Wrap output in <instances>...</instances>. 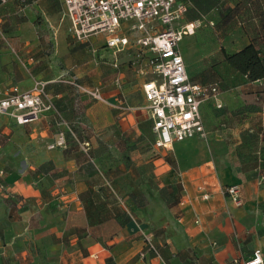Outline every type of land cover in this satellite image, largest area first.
<instances>
[{
	"label": "crops",
	"instance_id": "obj_1",
	"mask_svg": "<svg viewBox=\"0 0 264 264\" xmlns=\"http://www.w3.org/2000/svg\"><path fill=\"white\" fill-rule=\"evenodd\" d=\"M16 2H0V99L11 86L24 91L43 81L61 118L50 111L19 125L0 115V264H185L188 257L196 264H235L256 249L264 258V193L220 167L210 149L196 160L195 143L206 140L174 144L178 170L159 152L166 149L155 148L158 156L150 159L133 146L132 132L140 126L146 132L151 120L127 101L128 109H119L116 89L103 91L99 112L73 82L61 1ZM16 15L33 23L5 28ZM38 17L45 23L37 24ZM212 107H202L204 124L203 110ZM61 132L65 147L50 149ZM122 161L140 167L139 182L131 168L123 177L112 173ZM175 182L182 186L178 200L166 204L159 191ZM230 185L241 187L240 207L224 194ZM137 190L152 194L144 206L136 202ZM144 236L158 255L147 250Z\"/></svg>",
	"mask_w": 264,
	"mask_h": 264
},
{
	"label": "rangeland",
	"instance_id": "obj_2",
	"mask_svg": "<svg viewBox=\"0 0 264 264\" xmlns=\"http://www.w3.org/2000/svg\"><path fill=\"white\" fill-rule=\"evenodd\" d=\"M16 1L14 0V4ZM32 1L34 0H26V3ZM187 1L189 7L184 22L196 21L194 34L185 36L180 43L188 74L191 78L217 84L223 104L221 109L214 106L210 110H203L208 139L195 143L196 160L203 158L210 149L213 159L220 167H231L239 180L264 193V180H261L264 175V79L250 82L232 68L224 56V52L233 54L249 44H254L264 60V0ZM58 11L57 9L54 13V20H58ZM35 22L39 25L45 23L40 17ZM31 23L33 22L30 18L16 15L14 18L10 17V21H6L3 26H29ZM60 29L67 36L72 62L70 66H73L70 73L74 83L91 90L98 89L101 94L108 89H116L118 96L127 101L129 106L144 108L146 103L141 91L142 78L127 64L131 59L130 51L114 54L103 46L105 34L77 40L69 34L67 21L61 22ZM24 33L26 38L31 36L28 29ZM65 85L69 89L75 88L69 83ZM82 93L89 96L96 103L97 110L102 112L104 104L89 94ZM141 111L145 112L144 109ZM145 123L146 132L140 126L132 132V142L133 146L140 151L145 150L150 159H153L158 156V151L153 146L152 124L149 120ZM120 141L122 143L124 139ZM98 150L103 151L104 147L100 146ZM120 150L118 149V156L126 158V153ZM159 152L164 154L165 162L171 170H178L174 149ZM120 164L116 165L112 173L123 177L124 169L128 171L131 168L128 165L133 162L122 161ZM131 170L137 178L144 174L135 165ZM178 188L179 183L175 182L174 187L160 189V199L166 204H175L178 200ZM134 194L136 202L143 206L152 198L151 193H142L139 190ZM262 203L261 213L264 218V199ZM192 260L193 257H188L184 263Z\"/></svg>",
	"mask_w": 264,
	"mask_h": 264
},
{
	"label": "built area",
	"instance_id": "obj_3",
	"mask_svg": "<svg viewBox=\"0 0 264 264\" xmlns=\"http://www.w3.org/2000/svg\"><path fill=\"white\" fill-rule=\"evenodd\" d=\"M60 1V21H67L68 32L73 38L86 40L105 34L104 46L114 54L130 51L131 59L127 64L142 78L141 90L146 103L143 109L152 122L154 148L171 149L175 143L186 140L208 139L202 107L213 103L215 108L221 109L223 104L217 84L191 78L188 74L180 43L185 36L194 34L196 21L184 22L189 7L187 0ZM80 88L94 99L105 101L98 89ZM117 106L128 109L122 98ZM50 111L61 118L47 83L39 80L24 91L11 86L0 99V115L19 125L37 121ZM65 144L61 132L50 149L65 147ZM84 150H89L88 144ZM224 194L237 207L242 205L239 185L226 186ZM209 197L208 193L202 195L204 200ZM144 239L147 250L158 255L152 238L144 236ZM234 263L264 264L262 251L256 249L247 260H234Z\"/></svg>",
	"mask_w": 264,
	"mask_h": 264
},
{
	"label": "trees",
	"instance_id": "obj_4",
	"mask_svg": "<svg viewBox=\"0 0 264 264\" xmlns=\"http://www.w3.org/2000/svg\"><path fill=\"white\" fill-rule=\"evenodd\" d=\"M224 56L226 62L250 82L264 79V60L254 44H249L233 54L224 52ZM179 189H182L180 184Z\"/></svg>",
	"mask_w": 264,
	"mask_h": 264
}]
</instances>
